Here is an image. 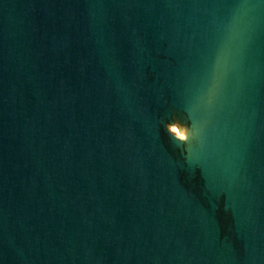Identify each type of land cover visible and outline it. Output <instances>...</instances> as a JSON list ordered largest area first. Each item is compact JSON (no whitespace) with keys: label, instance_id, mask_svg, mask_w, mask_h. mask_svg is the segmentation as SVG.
I'll list each match as a JSON object with an SVG mask.
<instances>
[{"label":"water","instance_id":"1","mask_svg":"<svg viewBox=\"0 0 264 264\" xmlns=\"http://www.w3.org/2000/svg\"><path fill=\"white\" fill-rule=\"evenodd\" d=\"M0 264H264V0H0Z\"/></svg>","mask_w":264,"mask_h":264}]
</instances>
